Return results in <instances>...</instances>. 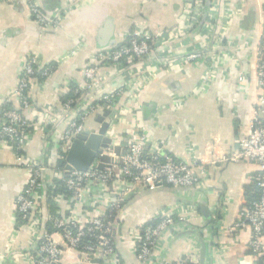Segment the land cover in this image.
Listing matches in <instances>:
<instances>
[{
	"label": "crops",
	"instance_id": "obj_1",
	"mask_svg": "<svg viewBox=\"0 0 264 264\" xmlns=\"http://www.w3.org/2000/svg\"><path fill=\"white\" fill-rule=\"evenodd\" d=\"M39 2L45 13L69 2L76 5L60 28L44 32L31 20L25 0L0 3V99L16 88L29 56L40 55L43 62L50 65L69 52H75L56 67L43 87L34 81L30 92L33 110L39 112L46 106H54L58 129L63 130L71 119L78 117L74 113L71 118L64 116L59 101L69 94L68 82L85 83L84 69L92 58L123 43L126 35L134 29L145 27L153 35L161 36L186 23L184 0ZM205 3L213 12V31L203 32L201 23L182 37L191 46L196 38L204 41L205 52L214 50L212 47L222 30L226 13L233 12L238 6L241 11L229 19L222 48L227 59L219 67L220 74L201 95H195V92L207 69L204 62L157 75L139 90L136 98L135 87L126 88L127 74L104 63L98 64L99 84L95 89L81 93L80 102L98 103L105 94L123 88L119 108L124 115L119 116L108 133L116 136L114 146L124 148L128 134L140 126L154 143L163 148L166 156L183 160L197 156L207 164L212 154L237 150L238 140L249 135L258 98L256 47L264 27V0H221L215 7H212L213 0H205ZM237 47H241L240 53H236ZM238 72L248 75L246 85L238 84ZM14 106L19 107L17 100H14ZM102 113L103 109L99 108L88 118L84 125L86 130H99L97 117ZM26 116L29 121H36L32 111H27ZM55 130L51 126H42L33 134L23 155L57 167L61 151L55 141ZM207 169L208 177L201 189L161 186L144 191L126 203L122 219L118 220L120 232L116 239L122 264H137L129 232L148 222L155 213L179 204L194 206L196 211L187 220L176 222L163 236L155 249L159 264H238L241 259L253 260L248 248L251 229H230L257 199L255 179L259 167L253 162H243L207 165ZM57 180L52 172L46 175L49 185ZM25 184L26 172L17 162L15 152L0 146V264H27L22 253L30 248L31 237L27 229L18 226L15 204ZM12 242L13 253L8 247ZM63 263L83 264L78 252L72 249L65 251Z\"/></svg>",
	"mask_w": 264,
	"mask_h": 264
},
{
	"label": "built area",
	"instance_id": "obj_2",
	"mask_svg": "<svg viewBox=\"0 0 264 264\" xmlns=\"http://www.w3.org/2000/svg\"><path fill=\"white\" fill-rule=\"evenodd\" d=\"M5 1L0 0V3ZM25 1L29 5L31 20L44 32L60 28L76 5L69 2L45 13L39 0ZM220 2L221 0H213L212 7L218 6ZM239 10L241 11V6L233 12L228 11L224 16L222 30L216 36L212 52H205L204 41H199L198 38L194 39L192 46L182 40V37L189 35L201 23L203 32L213 31V12L210 8L207 9L205 0H184L186 23L177 30L155 36L145 27L137 28L126 35L123 43L99 52L84 69L86 81L83 85L73 81L67 83L69 89L72 88L74 97L61 104L62 114L71 118L74 113L78 118L72 117L64 130L58 129V116L54 115V106H46L39 112L33 110L30 92L34 81L43 87L56 67L75 52H69L50 65L45 64L40 55L27 58L16 88L0 99V146L13 150L17 162L26 172L24 190L15 204L19 228L30 232V248L22 253L27 264H64L63 256L67 249L76 250L83 264H122L117 254L116 239L120 232L118 220L122 219L123 208L128 201L144 191L156 190L161 186L201 189L208 177L207 165L243 162H253L259 167L260 172L255 179L258 198L241 214L230 230L250 228L252 231L248 248L253 260L241 259L238 264H255L264 256V27L260 31L256 47L255 80L258 98L250 133L238 140L237 150L212 154L207 164L197 156L189 160L166 156L163 148L149 138L143 127L138 126L128 134L124 145L126 153L120 158L110 147L102 150L100 157L107 155L114 161H123V165L112 162L110 167L103 170L98 167L99 158L88 171L79 172L75 169L67 170L66 166L59 169L49 163L43 164L22 153L31 142L33 134L42 126L56 129L55 141L58 142L60 151L67 154L76 137L86 130L85 122L99 108L116 110L115 117L109 121V130L119 116L124 115L122 108H119L123 88L105 94L98 103L80 102L81 93L95 89L99 84V63L127 74L129 80L126 88L135 87L136 98L139 90L157 75L204 62L207 69L195 92V95H201L220 74L219 67L227 59L225 51H222L225 34L229 19L238 16ZM240 50L241 47H237L236 53H240ZM237 82L240 86L246 85L249 82L248 75L238 72ZM137 84L140 85L139 88ZM14 100L18 101V108L14 106ZM9 104H12V108L8 107ZM27 111L33 112L36 121L28 120ZM108 136L114 146L116 136ZM191 151L194 152V149ZM49 172L63 183L66 192L50 194L55 184H47L46 175ZM91 190L93 193H90ZM48 201L53 203L56 211L51 210ZM195 211L194 206L179 204L155 213L148 222L132 229L129 238L137 264H159L155 249L163 236L170 232L176 222L187 220ZM8 247L9 252L14 251L13 242Z\"/></svg>",
	"mask_w": 264,
	"mask_h": 264
},
{
	"label": "water",
	"instance_id": "obj_3",
	"mask_svg": "<svg viewBox=\"0 0 264 264\" xmlns=\"http://www.w3.org/2000/svg\"><path fill=\"white\" fill-rule=\"evenodd\" d=\"M115 114L116 110H103L102 116L97 117L100 123L99 130H85L76 137L66 154L67 170L75 169L79 172H86L98 158L100 160L98 167L101 170L110 167L112 162L123 165L122 159L114 161L107 155L100 157L102 150L109 147L118 158L126 153L122 146H112L113 141L108 136L109 121L115 117ZM205 216L210 217L207 211H205Z\"/></svg>",
	"mask_w": 264,
	"mask_h": 264
},
{
	"label": "trees",
	"instance_id": "obj_4",
	"mask_svg": "<svg viewBox=\"0 0 264 264\" xmlns=\"http://www.w3.org/2000/svg\"><path fill=\"white\" fill-rule=\"evenodd\" d=\"M38 79H39V77H38ZM39 81H40V79H39ZM74 86V85H73ZM74 97V95H73V91H72V88H70V91H69V94L67 95V96H65V97H63L62 99H60V101H59V104H63L64 102H66L68 99H71V98H73ZM8 107H11L12 108V104H9L8 105ZM65 161H66V153L65 152H61V154H60V158H59V161H58V163H57V167L59 168V169H63L64 167H65ZM64 193V192H66V189L64 188V186H63V183L60 181V180H57L56 182H55V186H54V190H50V194H53V195H55V194H57V193ZM256 198H258V194H257V197ZM51 204V210L52 211H56V208H55V206L53 205V203L51 202V201H48L47 202V204ZM19 224V223H18ZM20 225V224H19ZM18 225V226H19ZM249 253H250V251H249ZM264 262V256H261L260 257V259H259V262H258V264H262Z\"/></svg>",
	"mask_w": 264,
	"mask_h": 264
}]
</instances>
